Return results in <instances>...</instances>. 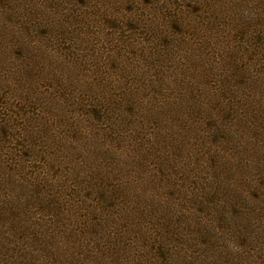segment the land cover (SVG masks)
<instances>
[{
	"label": "rangeland",
	"instance_id": "rangeland-1",
	"mask_svg": "<svg viewBox=\"0 0 264 264\" xmlns=\"http://www.w3.org/2000/svg\"><path fill=\"white\" fill-rule=\"evenodd\" d=\"M0 211L11 264H264V0H0Z\"/></svg>",
	"mask_w": 264,
	"mask_h": 264
},
{
	"label": "trees",
	"instance_id": "trees-1",
	"mask_svg": "<svg viewBox=\"0 0 264 264\" xmlns=\"http://www.w3.org/2000/svg\"><path fill=\"white\" fill-rule=\"evenodd\" d=\"M130 104V103H129ZM29 151H32V149H30V150H28L27 152H24L23 153V155H25L26 157H28L29 156ZM15 157H17V156H15ZM17 159V158H16ZM16 159L15 158H13V157H11L9 160H8V164L10 165V166H12V165H15V163H16ZM79 202V204H81V205H84L85 204V202H83V201H78ZM53 203H55L54 202V200H52V202H50V205L53 207L55 204H53ZM79 208H82V206H78ZM52 210H54V209H52ZM62 213H63V215L62 216H66V214L64 213V211H62ZM0 214H1V217H5V215L0 211ZM6 215H8L7 213H6ZM240 220L243 218V219H245L244 217H242L241 215H240ZM248 237H250L249 238V240H250V243L252 242V240H253V237H256L257 236V232H250V233H248ZM27 253V252H26ZM27 254H29V253H27ZM4 256H3V254H0V264H11V262H8V261H1L2 260V258H3Z\"/></svg>",
	"mask_w": 264,
	"mask_h": 264
}]
</instances>
